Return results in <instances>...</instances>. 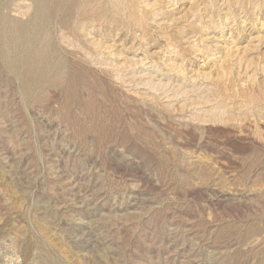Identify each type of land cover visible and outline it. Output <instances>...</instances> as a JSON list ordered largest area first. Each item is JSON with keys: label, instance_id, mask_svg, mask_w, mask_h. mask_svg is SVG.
I'll list each match as a JSON object with an SVG mask.
<instances>
[{"label": "rangeland", "instance_id": "rangeland-1", "mask_svg": "<svg viewBox=\"0 0 264 264\" xmlns=\"http://www.w3.org/2000/svg\"><path fill=\"white\" fill-rule=\"evenodd\" d=\"M0 264H264V0H0Z\"/></svg>", "mask_w": 264, "mask_h": 264}]
</instances>
